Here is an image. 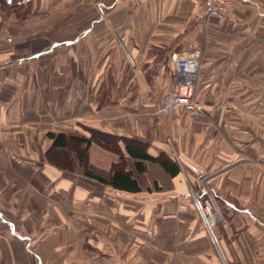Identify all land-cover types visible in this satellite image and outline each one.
I'll return each mask as SVG.
<instances>
[{
  "label": "crops",
  "instance_id": "0c3cea01",
  "mask_svg": "<svg viewBox=\"0 0 264 264\" xmlns=\"http://www.w3.org/2000/svg\"><path fill=\"white\" fill-rule=\"evenodd\" d=\"M26 2L18 3L20 19L0 12V264H264V160L253 158L244 132L233 128L227 140V179L212 178L223 219L210 234L169 224L147 229L149 215L141 220L134 210L142 200L152 204L144 194L185 190L207 170L199 157L221 155L212 129L220 117L209 112L202 122L160 109L175 54L200 51L227 20L208 17L206 0ZM231 17L227 29L247 22L264 34V0H234ZM196 99L209 110H232L231 125L260 123L264 52L203 51ZM237 109L259 112L241 121ZM79 126L111 134L120 149L91 142L87 170L106 179L122 156L139 192L85 177L75 152L50 150L48 133L88 138ZM125 138L144 143L153 157H174L179 173L172 177L152 162L137 170Z\"/></svg>",
  "mask_w": 264,
  "mask_h": 264
},
{
  "label": "rangeland",
  "instance_id": "374dc122",
  "mask_svg": "<svg viewBox=\"0 0 264 264\" xmlns=\"http://www.w3.org/2000/svg\"><path fill=\"white\" fill-rule=\"evenodd\" d=\"M12 6H9L6 0H0V12L4 13H13L17 19H20L23 16H25V12L22 11V9L19 7L18 3L22 2V4L27 3L26 0H12ZM234 2V0H233ZM5 7H7L5 9ZM22 12H21V11ZM233 14V3L232 8L229 12V14L221 19L214 18L216 20L225 21L224 26L219 25L220 29L222 30V33L218 34L217 31L215 35H212L211 42L209 41V44H204V46H200V57H199V66H200V60L201 55L203 51L208 53H226V52H236V53H245V52H253V53H259L264 52V43L260 41V36L264 37V34L259 32V29L256 28L254 25H251L247 22H241L236 27H232L231 25L226 27L229 20L232 18ZM244 15V13H243ZM248 15V14H245ZM231 17V18H230ZM230 31V32H228ZM207 35V34H206ZM209 35V33H208ZM241 99H247L249 95H247V92H241L240 93ZM255 99V94L252 93V99ZM199 99V98H198ZM224 99H227V93H224ZM201 100H199L200 102ZM202 103V101L200 102ZM203 107V115L198 121H205L206 118L209 117V112L214 113V116H216V119L220 117V123L214 124V127L212 128L214 130L215 135H219L220 140V149H221V155L219 156H208V157H199L198 160L201 163L199 165L201 169H207L204 173L194 174L193 182L189 183V185L186 186L185 190H177V191H165L162 192H156L155 194H144L143 197H147L149 195L150 197H153L152 204H147L144 200L140 203V206L134 205L135 212H138V218L141 217V220L147 217L149 215V220L146 222L145 226L147 229L149 228H159L162 224L167 225L169 224V227L172 228H181V229H203L207 233L211 232L212 229H214V224L210 225V227H206L205 223H208V219L205 218L208 216V213H204L206 209H209V215L212 216L214 211H217L219 215L221 216V221L223 219L222 211L220 210V204L216 198V194L214 192V185L212 183L213 177H217L221 180L227 179V172L228 169L233 165L226 156L227 149H228V141L231 140L232 134H233V128L235 129V132L242 133L244 132L248 137L250 138V144H252V147L255 149V151L252 153L253 158H261L264 160V117H262V121L258 123L257 119H253V123L257 121L256 124L247 125V124H229L228 123V117L233 116V111L229 110L227 108L225 109H219V110H209L204 107V104H202ZM182 111V110H181ZM237 116L239 114V117L241 118V121H244L245 115H249V112H251L252 116L253 114L257 116V113L259 112V109H257L255 112L253 110H245V109H237ZM185 115H187L184 111H182ZM230 113V114H229ZM262 115L264 114V108L262 109ZM190 118H193L189 115H187ZM198 119V118H193ZM205 123V122H204ZM204 128H207L206 126H203ZM212 127V126H211ZM81 128L80 132L84 134L89 133L85 130H83V126H79ZM51 129L49 126H45V132ZM205 144L211 148V140L209 137H205ZM228 140V141H227ZM214 142V141H213ZM104 148V147H103ZM106 149V148H105ZM261 155V157H260ZM193 162L196 163L195 156L192 157ZM242 158V157H241ZM240 158V159H241ZM176 161L174 157H172ZM239 159V160H240ZM242 161L244 159H241ZM248 163L243 161L242 164ZM81 165V164H80ZM193 165L192 167H194ZM214 169L213 173L211 170ZM183 179V177H182ZM184 181V180H183ZM186 182V181H184ZM187 183V182H186ZM65 200V205L63 206V211L67 212L69 207L67 206V199L69 197V194H63ZM63 196L61 194V200H63ZM115 197L121 198L126 197L129 195L122 194V193H115ZM131 197V196H129ZM197 202H199L198 207ZM160 214L163 216L160 217ZM157 215V218L155 217ZM159 219V220H156ZM207 219V220H206ZM52 226V224H50ZM65 223L60 222L57 226H64ZM164 227V226H163ZM216 227V226H215ZM52 228V227H51ZM53 230V228H52ZM210 234V233H209ZM213 245V244H212ZM218 249V248H217ZM51 259V258H50ZM39 261V260H38Z\"/></svg>",
  "mask_w": 264,
  "mask_h": 264
},
{
  "label": "trees",
  "instance_id": "16d2710c",
  "mask_svg": "<svg viewBox=\"0 0 264 264\" xmlns=\"http://www.w3.org/2000/svg\"><path fill=\"white\" fill-rule=\"evenodd\" d=\"M83 130L89 133V137H84L79 134H53L48 133L47 137L52 140L50 150H57L60 148H67L70 151L75 152L78 161L84 169L85 177L95 179L99 183L109 185L116 191L125 193H136L140 189L134 179L131 178V173L125 170L124 159L121 156L120 161L117 164L112 165L111 174L108 178H102L95 176L86 168L87 148L91 142H95L102 147L112 150L116 153L119 152L118 140L114 136L108 133H103L95 129L83 126ZM124 149L127 155L136 159L135 166L137 170L143 171L145 169L146 162L157 163L161 166L170 176L174 177L179 173V166L174 159L167 154L161 153L160 155L153 157L146 151V145L140 141L132 139H122ZM49 150V151H50Z\"/></svg>",
  "mask_w": 264,
  "mask_h": 264
},
{
  "label": "built area",
  "instance_id": "2783aa9c",
  "mask_svg": "<svg viewBox=\"0 0 264 264\" xmlns=\"http://www.w3.org/2000/svg\"><path fill=\"white\" fill-rule=\"evenodd\" d=\"M208 2L207 16L221 19L226 17L231 8L233 0H206ZM199 51L175 54L173 64V85L167 94H165L161 112L170 113L177 110L184 111L193 118H201L203 115L202 104L196 99V83L199 69ZM199 202L197 205L199 208ZM208 213L205 218L208 223L206 227L221 221V216L217 211L209 215V209L203 211ZM206 219V220H207ZM210 233V232H209ZM211 243L217 248V241L210 235Z\"/></svg>",
  "mask_w": 264,
  "mask_h": 264
}]
</instances>
